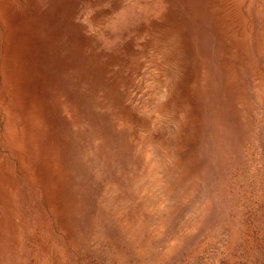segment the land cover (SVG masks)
Returning <instances> with one entry per match:
<instances>
[{"label": "rangeland", "instance_id": "obj_1", "mask_svg": "<svg viewBox=\"0 0 264 264\" xmlns=\"http://www.w3.org/2000/svg\"><path fill=\"white\" fill-rule=\"evenodd\" d=\"M0 264H264V0H0Z\"/></svg>", "mask_w": 264, "mask_h": 264}]
</instances>
